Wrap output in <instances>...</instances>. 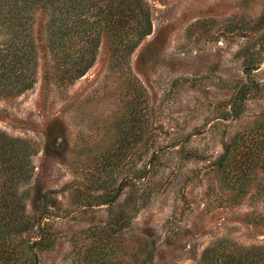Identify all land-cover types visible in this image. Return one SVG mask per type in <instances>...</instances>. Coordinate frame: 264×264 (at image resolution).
I'll return each instance as SVG.
<instances>
[{"label":"rangeland","instance_id":"1","mask_svg":"<svg viewBox=\"0 0 264 264\" xmlns=\"http://www.w3.org/2000/svg\"><path fill=\"white\" fill-rule=\"evenodd\" d=\"M145 2L134 50L102 34L62 87L36 16L37 79L0 98V264H217L264 244V0Z\"/></svg>","mask_w":264,"mask_h":264},{"label":"trees","instance_id":"2","mask_svg":"<svg viewBox=\"0 0 264 264\" xmlns=\"http://www.w3.org/2000/svg\"><path fill=\"white\" fill-rule=\"evenodd\" d=\"M40 12L45 15L49 77L56 87L67 86L90 69L102 34L113 39L111 55L117 52L122 60L151 30L145 0H0V98L22 93L37 79L33 25ZM250 144L240 163L246 169L263 148L262 141ZM217 264H264V244L229 254Z\"/></svg>","mask_w":264,"mask_h":264}]
</instances>
